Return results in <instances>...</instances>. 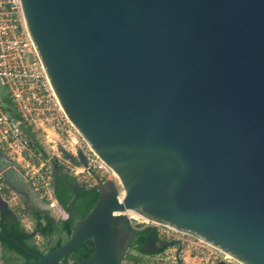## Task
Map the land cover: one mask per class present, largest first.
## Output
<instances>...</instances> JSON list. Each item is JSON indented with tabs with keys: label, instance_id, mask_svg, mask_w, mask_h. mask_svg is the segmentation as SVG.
Instances as JSON below:
<instances>
[{
	"label": "water",
	"instance_id": "95a60500",
	"mask_svg": "<svg viewBox=\"0 0 264 264\" xmlns=\"http://www.w3.org/2000/svg\"><path fill=\"white\" fill-rule=\"evenodd\" d=\"M21 1L63 108L124 194L101 182L46 253L0 237L31 264H123L142 232L130 211L264 264V0ZM0 161L11 183L18 166L1 150ZM149 228L146 250L170 244ZM88 241L89 256L62 262Z\"/></svg>",
	"mask_w": 264,
	"mask_h": 264
},
{
	"label": "built area",
	"instance_id": "2783aa9c",
	"mask_svg": "<svg viewBox=\"0 0 264 264\" xmlns=\"http://www.w3.org/2000/svg\"><path fill=\"white\" fill-rule=\"evenodd\" d=\"M0 86L5 89L4 94L0 91V150L17 164L54 219L68 217L56 196V160L87 189L107 179L119 184L116 172L83 139L63 108L29 32L21 0H0ZM0 200L6 209L23 214L18 192L1 172ZM130 219L137 229L153 225L158 238L176 245V259H183V264H244L204 239L168 224L131 214Z\"/></svg>",
	"mask_w": 264,
	"mask_h": 264
},
{
	"label": "trees",
	"instance_id": "16d2710c",
	"mask_svg": "<svg viewBox=\"0 0 264 264\" xmlns=\"http://www.w3.org/2000/svg\"><path fill=\"white\" fill-rule=\"evenodd\" d=\"M74 180V178L68 176L63 177V179L57 186V189L55 188L58 200L63 204V206L69 213V217H67L66 219L55 221L53 217L50 216L49 218H47L43 215L38 217L36 230L28 231L24 226H22L18 216L11 209H6V211H1L3 217L2 219H0V228L3 227L4 233L6 235L15 237L18 241H20L30 250L46 253L41 251L33 243V237L37 233H41L44 236L52 237L56 232H64L65 235L68 237L73 229L76 220L85 217L95 205L98 199L99 192L94 188L91 190L82 189L76 191L73 187ZM43 218H46V222H43ZM150 235L151 233H149L147 236L140 234L134 239V243H139L140 245H142V243L147 240L149 238L148 236ZM67 237L63 238L62 236H59L55 243L51 245V248L48 251H51L61 245L67 239ZM0 240L4 244L8 245L9 247L17 250L20 254H22L24 260L19 261L16 264H31L36 260L34 256L25 253L12 241L6 240L3 237H0ZM88 243H90V241L82 243L69 255L63 257L62 262L68 263L69 257H72L73 260H79L89 256L91 254V251H89L87 248ZM138 249L143 253H148L142 246H140ZM128 258L132 259L135 263L138 260L137 256H132L129 254V252L126 254L125 259Z\"/></svg>",
	"mask_w": 264,
	"mask_h": 264
},
{
	"label": "rangeland",
	"instance_id": "374dc122",
	"mask_svg": "<svg viewBox=\"0 0 264 264\" xmlns=\"http://www.w3.org/2000/svg\"><path fill=\"white\" fill-rule=\"evenodd\" d=\"M0 91L2 94L5 93V89L0 86ZM119 182V180H117ZM120 189L123 190L121 185L119 184ZM124 191V190H123ZM20 222L22 226H24L28 231H35L37 228V221L38 218L31 216L29 211L25 212V214L18 215ZM69 217V213H68ZM43 222H46V218L42 219ZM62 220V219H60ZM146 220V219H145ZM55 221H57L55 219ZM149 222H151L149 220ZM145 224H147L145 222ZM59 236H62L63 238H66L67 236L65 235L64 232H56L52 237L49 236H44L41 233H37L33 237V243L43 252H47L50 248L51 245L55 243L57 238ZM176 245L170 244L168 248H166L162 253L158 254H151V255H140L137 253L134 249L129 250V254L132 256H137L138 260L135 263L132 259L128 258L123 261V264H183L185 261L183 259H180L177 261L176 259ZM72 257H69V261H72ZM5 259L3 258L1 260L0 257V264H3Z\"/></svg>",
	"mask_w": 264,
	"mask_h": 264
},
{
	"label": "crops",
	"instance_id": "0c3cea01",
	"mask_svg": "<svg viewBox=\"0 0 264 264\" xmlns=\"http://www.w3.org/2000/svg\"><path fill=\"white\" fill-rule=\"evenodd\" d=\"M10 167H6V170H8ZM13 176L11 177V183H9L19 194L20 197V204L24 208L21 212L25 214L27 210L33 216L40 217L45 216L47 218L50 217L51 213L47 208V204L44 199H42L37 192H35L31 186L29 185L26 178L23 176L22 172L14 167V171L12 172ZM71 177L68 175L63 169L60 173L54 172V186L57 189V186L63 179V177ZM72 178V177H71ZM75 185V183H74ZM55 189V190H56ZM17 216L20 214L15 213ZM57 221L60 219H56Z\"/></svg>",
	"mask_w": 264,
	"mask_h": 264
},
{
	"label": "flooded vegetation",
	"instance_id": "af4514ba",
	"mask_svg": "<svg viewBox=\"0 0 264 264\" xmlns=\"http://www.w3.org/2000/svg\"><path fill=\"white\" fill-rule=\"evenodd\" d=\"M8 165L6 164L5 161H0V167L4 168V167H7ZM13 171H10L8 172V176L11 178L13 176L12 174ZM73 187L75 188L76 191H79L77 189L78 186L76 185H73ZM2 214H0V219H2ZM1 222V221H0ZM154 227L153 225H144L142 228H141V235H145L147 236L149 233H151L152 235V231L149 227ZM154 230H155V234L157 235V230L156 228L154 227ZM4 231L3 227L0 228V232ZM139 234V235H140ZM6 235V234H5ZM148 236L149 238L151 237ZM10 236V235H8ZM145 240L142 245H140L139 243H134V241L132 242V244L130 245V249H134L137 253H139L140 255H151V254H158V253H162L166 248H168L169 245H166L164 247H161L159 250L157 251H154V252H151V251H148L146 250V245L148 243V240ZM7 240V239H6ZM164 241V240H163ZM167 242V241H166ZM169 244V242H168ZM142 246L144 247V249L148 252V253H143L141 252L138 248ZM20 248V247H19ZM128 250V252H129ZM0 257H1V260L4 258L5 261L3 262V264H16L18 263L19 261H23L24 260V257L22 256V254H20L17 250L9 247L8 245L4 244L1 240H0ZM36 258V257H35ZM73 261V260H72Z\"/></svg>",
	"mask_w": 264,
	"mask_h": 264
},
{
	"label": "bare ground",
	"instance_id": "6f19581e",
	"mask_svg": "<svg viewBox=\"0 0 264 264\" xmlns=\"http://www.w3.org/2000/svg\"><path fill=\"white\" fill-rule=\"evenodd\" d=\"M128 214H131V212L129 211ZM138 216H141V215H138ZM146 220H148L147 218H145Z\"/></svg>",
	"mask_w": 264,
	"mask_h": 264
}]
</instances>
